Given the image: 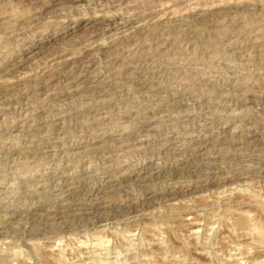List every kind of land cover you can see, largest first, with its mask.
I'll return each instance as SVG.
<instances>
[{"label": "rangeland", "instance_id": "obj_1", "mask_svg": "<svg viewBox=\"0 0 264 264\" xmlns=\"http://www.w3.org/2000/svg\"><path fill=\"white\" fill-rule=\"evenodd\" d=\"M0 264H264V0H0Z\"/></svg>", "mask_w": 264, "mask_h": 264}, {"label": "bare ground", "instance_id": "obj_2", "mask_svg": "<svg viewBox=\"0 0 264 264\" xmlns=\"http://www.w3.org/2000/svg\"><path fill=\"white\" fill-rule=\"evenodd\" d=\"M242 204V203H241ZM245 214V213H244ZM248 216V215H247ZM195 219V218H194ZM196 231V230H195Z\"/></svg>", "mask_w": 264, "mask_h": 264}]
</instances>
